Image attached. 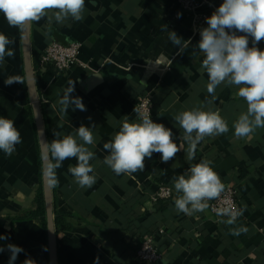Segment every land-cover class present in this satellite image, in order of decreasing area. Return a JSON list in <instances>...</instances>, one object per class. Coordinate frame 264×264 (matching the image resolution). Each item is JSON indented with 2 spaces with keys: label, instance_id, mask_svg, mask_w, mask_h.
I'll return each instance as SVG.
<instances>
[{
  "label": "crops",
  "instance_id": "crops-1",
  "mask_svg": "<svg viewBox=\"0 0 264 264\" xmlns=\"http://www.w3.org/2000/svg\"><path fill=\"white\" fill-rule=\"evenodd\" d=\"M210 1L215 8L223 3ZM174 13L172 0H85L82 21L31 22L37 69L39 51L52 39L81 43L82 64L73 65L67 74L52 69L35 72L48 142L54 139L53 130L63 136L74 134L82 124L95 125V144L88 146L95 153L90 161L95 183L84 188L76 184L68 172L77 163L75 158L55 170L58 184L52 181L54 218L59 214L65 221V226H55L58 264H132L131 248L144 229L160 233L162 257L153 264H264V128L247 137L234 135L233 122L246 111V103L236 95V86L224 84L212 99L206 89L207 73L200 67L203 54H193L200 35L190 18H175ZM164 25L182 39H191L183 54H177ZM0 33L15 42L9 45L15 56H6L0 65V117L13 120L22 139L10 156L0 151V235L7 237L0 240L5 248L0 264H8V244L23 249L14 264H23L26 258L49 264L46 230L35 215L41 164L24 83L20 29L10 27L0 13ZM257 47L264 50V40ZM9 77L20 82L7 85ZM71 87L69 96L81 98L86 110L72 105L63 114L59 100ZM146 92L158 106L151 119L171 129L182 150L167 163L161 161L162 154L153 153L145 158L143 171L117 175L103 162L109 155L103 145L119 130L123 116L138 121L135 100ZM202 105L204 110H218L229 131L206 137L197 146L195 159L188 161L184 131L174 117ZM201 159L212 161L224 186L235 185L243 213L235 225L217 219L209 207L192 215L176 210L173 177ZM161 184L171 187L170 199L156 198ZM240 227L247 231L234 234L233 229Z\"/></svg>",
  "mask_w": 264,
  "mask_h": 264
},
{
  "label": "clouds",
  "instance_id": "clouds-1",
  "mask_svg": "<svg viewBox=\"0 0 264 264\" xmlns=\"http://www.w3.org/2000/svg\"><path fill=\"white\" fill-rule=\"evenodd\" d=\"M85 0H0V13H3L10 27L23 29L31 22H39L47 18L63 24L67 20L82 21L84 19ZM180 14L178 13V16ZM206 19L207 27L199 30L200 40L193 54H203L202 71L207 73V92L215 100L218 86H236V95L246 103V111L233 122L232 128L236 137H247L257 128H264V50L257 45L264 40V0H223L218 8ZM162 30L168 31L169 40L178 47L177 54H183L191 44V39L184 40L175 31L164 25ZM237 32L243 33L238 35ZM249 37L252 46L249 47ZM15 42L4 33H0V65L5 57H14ZM20 82L9 77L5 84ZM73 87L59 100L61 112L66 114L74 105L76 109L85 111L86 107L79 97H70ZM211 103V101H209ZM138 121L129 122L123 116L119 130L103 148L109 153L104 157V164L117 174H132L143 171L145 158L153 153H160L161 161L172 160L183 145L173 140V132L162 123L151 119L150 112L135 107ZM174 120L183 129V141L187 144L186 159H195L197 146L206 138L225 134L229 131L227 121L218 110H204V106L193 107L175 115ZM92 127L83 124L75 128V132L63 135L53 130L54 139L43 145L42 159L46 162L45 176L58 184L55 170L60 168L66 159L75 158L77 163L68 167V172L81 188L95 183L94 166L90 163L95 153L88 146L95 144ZM62 137V138H61ZM22 143L21 133L13 120L0 117V151L11 155L16 145ZM212 161L201 159L191 164L185 173L173 177V187L177 196L175 208L185 215L203 212L209 207V201L218 199L224 192V184L218 173L214 171ZM218 215L227 217V225H235L242 216V210L235 208L230 202L217 210ZM247 231L240 227L233 229L234 234ZM7 239L0 235V240ZM10 252L8 264H14L23 249L15 244H8ZM5 251L0 246V252ZM23 264H35L26 258Z\"/></svg>",
  "mask_w": 264,
  "mask_h": 264
},
{
  "label": "built area",
  "instance_id": "built-area-1",
  "mask_svg": "<svg viewBox=\"0 0 264 264\" xmlns=\"http://www.w3.org/2000/svg\"><path fill=\"white\" fill-rule=\"evenodd\" d=\"M172 6L175 11L174 17L178 18L179 13L190 18L191 27L198 33L200 28L207 26L205 18L210 16L216 9L210 0H172ZM80 46L81 43L76 40L60 42L52 39L39 51L38 70L52 69L57 74H67L73 65L82 64L79 58ZM135 107L150 112L152 117L155 111L152 94L146 92L138 96L135 100ZM172 195L173 191L168 185L161 184L156 191V198L170 199ZM226 201L239 209L237 190L232 183L224 186V192L218 199L209 201V208L217 219H227V217L220 216L217 213L219 208L225 206ZM159 235V232L154 231L136 236L132 264H153L161 259V253L156 246Z\"/></svg>",
  "mask_w": 264,
  "mask_h": 264
},
{
  "label": "water",
  "instance_id": "water-1",
  "mask_svg": "<svg viewBox=\"0 0 264 264\" xmlns=\"http://www.w3.org/2000/svg\"><path fill=\"white\" fill-rule=\"evenodd\" d=\"M31 23L20 29V45L24 83L26 88L32 120L37 138L41 164V192L45 211V230L48 250V263L58 264L56 229L53 214L52 181L44 174L45 161L42 159L43 145L47 140L46 129L43 122L40 98L36 86V75L31 53Z\"/></svg>",
  "mask_w": 264,
  "mask_h": 264
},
{
  "label": "trees",
  "instance_id": "trees-1",
  "mask_svg": "<svg viewBox=\"0 0 264 264\" xmlns=\"http://www.w3.org/2000/svg\"><path fill=\"white\" fill-rule=\"evenodd\" d=\"M36 67L37 66L35 65L34 66V69H36L35 72H39V70ZM153 107H154L155 110H156V108H158L157 104H155L154 102H153ZM37 200H38V210L36 211L35 215H37L38 217L41 218L42 224L45 227V211H44L43 197H42V192L41 191H39L38 194H37ZM63 217L64 216H62V215L55 214L54 224H55L56 227L59 228V227L65 226V221H64ZM151 232H154V231H151L150 229H144L140 234H137L136 236L147 234V233H151ZM158 240H159V237L157 238V242H158ZM157 242H156V246L158 248V243ZM134 248H135V245L133 246V248H131L132 249V253L130 254V257H133V255H134Z\"/></svg>",
  "mask_w": 264,
  "mask_h": 264
}]
</instances>
